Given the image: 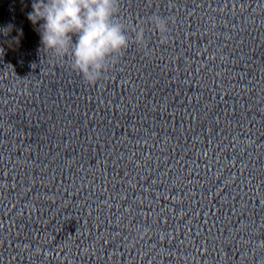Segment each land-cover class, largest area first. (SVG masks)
<instances>
[{"label":"clouds","instance_id":"obj_1","mask_svg":"<svg viewBox=\"0 0 264 264\" xmlns=\"http://www.w3.org/2000/svg\"><path fill=\"white\" fill-rule=\"evenodd\" d=\"M119 0H33L29 21L37 28L41 47L68 59L71 70L95 85L131 44L145 48V30L118 19ZM149 23L162 36L168 20L159 15Z\"/></svg>","mask_w":264,"mask_h":264}]
</instances>
